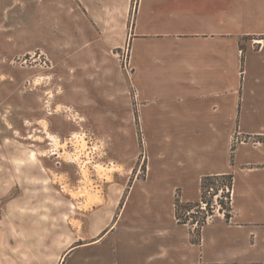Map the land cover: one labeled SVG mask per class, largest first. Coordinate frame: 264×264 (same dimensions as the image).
Returning a JSON list of instances; mask_svg holds the SVG:
<instances>
[{"label": "rangeland", "instance_id": "374dc122", "mask_svg": "<svg viewBox=\"0 0 264 264\" xmlns=\"http://www.w3.org/2000/svg\"><path fill=\"white\" fill-rule=\"evenodd\" d=\"M137 2L126 34L123 23L88 19L79 0H0V154L24 161L25 195L34 201L9 217L0 200V264H98L81 247L106 239L121 217L106 243L110 262L112 244L130 239L123 226L133 209L153 202L181 223L201 226L220 214L230 221L228 176L196 171L189 189L179 173L168 181L161 175L168 169L159 165L161 147L180 144L167 133L184 121L176 114L142 118L129 41ZM243 142L261 147L264 136L235 134L231 162ZM48 193L63 195L71 211L41 213L35 204Z\"/></svg>", "mask_w": 264, "mask_h": 264}, {"label": "crops", "instance_id": "0c3cea01", "mask_svg": "<svg viewBox=\"0 0 264 264\" xmlns=\"http://www.w3.org/2000/svg\"><path fill=\"white\" fill-rule=\"evenodd\" d=\"M79 1L95 23L126 27L130 20L133 0ZM129 41L142 118L162 113L184 121L176 134L167 133L172 142L181 137L180 144L161 147L163 179L179 173L190 189L196 171L232 174L234 208L230 221L220 214L201 226L174 221L154 202L131 208L132 223L123 226L130 239L112 244L110 262L106 243L121 217L106 239L84 244L82 256L95 253L98 264H264V146L243 142L230 160L235 134L264 136V0H138ZM7 157L0 154V200L6 216H20L34 201L25 195L24 161ZM40 199L35 206L44 215L71 211L63 195Z\"/></svg>", "mask_w": 264, "mask_h": 264}, {"label": "trees", "instance_id": "16d2710c", "mask_svg": "<svg viewBox=\"0 0 264 264\" xmlns=\"http://www.w3.org/2000/svg\"><path fill=\"white\" fill-rule=\"evenodd\" d=\"M223 176H228V178L230 180V186H233V181H234L233 175L232 174H228V175H223ZM208 178H210V177H208Z\"/></svg>", "mask_w": 264, "mask_h": 264}, {"label": "bare ground", "instance_id": "6f19581e", "mask_svg": "<svg viewBox=\"0 0 264 264\" xmlns=\"http://www.w3.org/2000/svg\"><path fill=\"white\" fill-rule=\"evenodd\" d=\"M45 39V38H44ZM62 42H63V40H62ZM53 46H54V44H53ZM56 142V141H55ZM94 200V199H93Z\"/></svg>", "mask_w": 264, "mask_h": 264}, {"label": "built area", "instance_id": "2783aa9c", "mask_svg": "<svg viewBox=\"0 0 264 264\" xmlns=\"http://www.w3.org/2000/svg\"><path fill=\"white\" fill-rule=\"evenodd\" d=\"M203 209H204V207H203ZM188 214H190V212H188Z\"/></svg>", "mask_w": 264, "mask_h": 264}]
</instances>
